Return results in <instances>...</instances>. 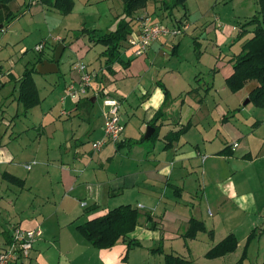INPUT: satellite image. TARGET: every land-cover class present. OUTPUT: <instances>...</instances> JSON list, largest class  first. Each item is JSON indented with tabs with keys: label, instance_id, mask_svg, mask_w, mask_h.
<instances>
[{
	"label": "crops",
	"instance_id": "1",
	"mask_svg": "<svg viewBox=\"0 0 264 264\" xmlns=\"http://www.w3.org/2000/svg\"><path fill=\"white\" fill-rule=\"evenodd\" d=\"M20 1L13 11L20 15L4 32H0V66L4 71L7 67L10 69L8 81L0 86V89L6 86L9 90L5 95V106L2 104V98L0 100V112L5 108L14 113L10 120L3 118V113H0L1 124L7 129L2 130L0 126V243L8 241L12 227L40 230L41 236L34 242L30 257L17 264H133L132 259L136 258L134 255L137 250L144 251L150 246L153 249L160 240L163 246L165 243L181 244L183 252L171 248L167 253L184 258L182 253L192 251V246H195L199 236L203 234L198 233L194 239L184 241L182 236L186 233L190 220L201 222L207 228L203 210L211 216L210 208L217 207L215 209L218 210L229 204L232 209L237 208L233 217L239 213H249L250 210L257 211V201L239 197L237 186L232 182L227 187L223 180L216 182L213 193L219 195L221 200L215 203L209 198V185L206 183L202 186V183L208 169L217 171L216 168H205L210 160L235 161L234 158L237 157L246 160L244 162H255L259 165V158L264 159L263 136L257 138L253 132L250 138L255 142H251L239 128L227 126L229 122L233 123V119L226 116L219 103L215 104V117L212 113L209 114L206 99L214 84L201 86L198 83L197 88H192L175 58L166 61L167 55H159L169 38L158 40L140 57L133 56L125 44L121 59L130 61L127 68L121 63H115L109 72L104 69L105 60L101 55L94 58L92 65H86L88 71L96 74L95 84L87 96L89 105H85L84 99L76 101L66 98L63 105L59 103L50 113L41 111L37 121L31 123L33 113L30 116V112L37 107L23 115L22 106L16 101L17 81L22 73L15 75L12 70L21 62L26 63L25 68L32 67L38 59L50 62L53 55L47 50V38L52 39L53 45L62 44L60 33L67 31L68 23L64 21H69L72 13L62 17L57 11L38 4L25 10L22 9L24 0ZM108 1L110 0H87L86 5L92 7L90 5L94 3ZM156 2L161 4L160 0ZM160 4L156 12L161 19H169L171 28L178 29L187 25V30L189 29L192 21L186 11L184 18L168 17L167 13L160 9ZM107 8L109 15L113 16L111 7ZM156 8L157 6H154V9ZM142 11L134 15L132 32H137L140 21L144 19L140 16ZM122 13L123 7L118 5V13L115 15L117 21L121 19ZM111 25L113 23L104 29ZM210 29L211 27L206 26L205 31ZM215 29V37L224 45L232 34H238V28L235 27L222 30L221 26L215 25ZM33 35H36L37 39L30 46H25L31 42L28 37ZM250 36L251 34H248L245 39ZM91 41L86 35L79 39H74L72 35V42L64 46L74 55H67L63 62V51L59 62L61 67L59 64L57 66L59 81H63V85L58 89V94L62 93L60 98L65 94V86L78 79L75 65L87 56L90 46H97ZM41 42L47 46L39 55L34 52V47ZM14 50L18 51L17 54L13 53ZM29 51L34 54L31 60L27 55ZM234 54L237 53L215 57L209 73L214 81L220 76L225 84V80L232 75L230 60ZM29 65L31 66L28 67ZM37 67L38 65L36 69ZM202 74V70H199L195 82ZM171 76L173 84L180 87L178 92H171L168 83ZM117 82L120 87L116 86ZM101 88L106 90L109 97L120 102L121 118L124 115V132L119 143L123 146L118 148L117 144L106 143L99 151H94L93 143L103 139L105 108L100 105L99 108L95 107L98 99L101 101L104 97ZM163 88L168 92L165 101ZM244 89L235 94L239 96ZM248 94L249 90L245 96L248 97ZM46 99L40 98L41 102ZM6 103H9L8 107ZM52 104L50 101V105ZM244 107L242 105L234 110L232 117L236 112H245ZM79 111H83L86 117L82 123L74 118L75 115L78 116ZM227 112L228 115L230 112ZM224 117L228 119L223 120ZM155 118L157 122L153 128L159 129L157 138L144 140V131L146 132L149 123ZM250 119L254 121L253 129L262 122L259 117L252 116ZM127 122L132 124L131 134L125 132ZM225 122L227 124H224ZM186 124H189L190 128L185 134L177 141H167L168 134L179 131ZM31 129L34 132L30 131ZM213 129L216 131L211 134ZM220 129L223 133L222 145L219 143L218 150L209 152L208 146L213 144V139L218 136ZM86 136L90 137L91 144H86ZM140 139L144 141L133 144ZM233 144H237L235 149L232 148ZM228 147L230 150L226 149ZM202 151L207 153L206 158H203ZM123 153L124 158L132 159L135 170L130 172L123 182H112L114 172L111 170V164L117 159V155ZM252 153L255 154V159ZM232 171L234 172L233 169ZM4 174L21 180L23 185L19 187L5 181L2 178ZM126 191L129 195L127 200H124L125 204H117V200L124 198ZM127 205L137 209L141 215L138 226L127 235V240H133L140 246L128 248L126 240H121L111 249L97 250L78 232L77 226ZM145 214L151 217L152 223L157 227L155 230L148 228ZM210 241L207 247L216 245L215 237Z\"/></svg>",
	"mask_w": 264,
	"mask_h": 264
},
{
	"label": "rangeland",
	"instance_id": "2",
	"mask_svg": "<svg viewBox=\"0 0 264 264\" xmlns=\"http://www.w3.org/2000/svg\"><path fill=\"white\" fill-rule=\"evenodd\" d=\"M92 1L95 0H90V2ZM20 2V0H17L15 4H11V9L15 11L17 5ZM86 2L87 0H76V2L74 3L75 7L73 9V12H71L72 15L68 18L70 20L64 21L65 23H68V27L66 29L67 31L64 33H60L64 40V44L62 45L67 46L68 43L72 42V33L82 28L87 29L89 31H95L96 34L100 35H103L106 32L112 31L116 28L117 19L115 18V15L118 13V5L122 7V3L120 0H110L108 2H102L99 4L94 3L90 5L92 7H88V4L86 5ZM159 4L154 0H149L146 8L140 13V16L146 18L148 21L153 23H159V21H161L160 23L167 26L168 28L178 30L177 28H171L172 26L170 25L169 19L163 18V20L160 18L158 12H156L159 10ZM154 6H157V8L154 9ZM107 7H111L113 16L109 15ZM185 7L187 14L188 16H190V20L192 21V23L189 25V29L186 31L185 34L184 31L181 30V34L169 38V41L167 42L166 46L162 48L159 55H167L166 61H169L174 57L182 73L185 75L187 82L191 84L192 88H197L199 84H201V86L203 84H206L207 86L211 83L214 84V91L212 90V92H210L209 96H207L206 99V106L208 108L209 114L212 113V116L215 117V104L219 103L221 109L225 110L226 116H228L229 119H233V123L229 122V124H227V122H225L224 124H227V126L229 127L239 128L241 132H243L245 137H248L247 139L251 142H255V140H252L253 138H250L252 137L253 132L256 134L257 138H259V136H263L264 138V109L256 108L252 103L245 104L246 101H248V97H246L245 95H247V92L251 87V83L253 82H250L241 92V94L237 96V94H232L228 90H224L227 88L225 87V84L223 83V80L220 76H217V79H215L216 81H214L212 75H209L215 57L228 53H237L240 49L241 42L246 38V36H248L247 34L241 40H238L237 32H235L234 34H232V37L230 39H227V42H225L224 45L220 43L219 40L215 37V25L221 26L222 30H226V27L239 28L240 25L249 21L257 13L258 8L256 5V1L187 0ZM183 15L184 10L181 7H176L171 11V16L175 17L176 19L182 18ZM80 23L81 25H79ZM112 23L113 25L104 29L107 25L109 26ZM206 26L211 27L210 31H208L209 33L205 31ZM28 38L29 40L31 39V42L25 45L27 47L30 46L34 42V40L37 39L36 35H33L32 37ZM42 38H44V36H42ZM29 40L26 41L28 42ZM47 41L49 42L47 50H49V52L51 53L55 45L51 43L53 42L51 38H47ZM59 44L60 43H58V45ZM86 44H88V41L86 42ZM90 47L91 49L87 53V56L80 61V63L84 64L85 66L90 63V65H92L94 58L99 57L101 51L103 50V47L100 45ZM173 49H175V51H173ZM14 52H16L15 54H17L18 51L14 50L13 53ZM27 55H29V60L34 57V54L31 51H29ZM63 55L64 58L62 59V61L64 62L67 55L74 54H71L68 48L66 47ZM25 65L26 63L24 64L23 62H21L20 65H17V67L12 70L13 73L15 75H20V73H23ZM30 66L31 65H29L28 67ZM9 70L10 69L8 67L5 68V71L2 69L3 77L1 83L8 81ZM199 70H202L203 74L200 79L195 82V76L198 75ZM59 75L60 73L34 75L36 87L41 100L45 97L47 99L43 100L37 106V108L30 112V116L33 113L32 118L30 120L31 123L37 121L38 115L41 111L50 113L51 110H53L52 108L57 107L60 103L59 98L62 93L59 95L58 89L63 85V81H59ZM172 79V76L170 80L168 78V83H170L171 92H178L177 89H179L180 87L173 84ZM115 84L117 87H120V83L117 82ZM8 92L9 90L6 86H3L0 89V100L2 98V104H4L6 100L5 95ZM201 94L203 97V90ZM50 101H52V105H50ZM101 102L102 100L100 101L98 99V102L95 107L99 108L100 105L102 108L103 106ZM242 105L245 106V112H234L235 114L232 117L233 111L238 109ZM8 106L9 103H6V107ZM2 110L4 112L2 111L0 113H3V118L10 120L14 116V113H10L5 108H2ZM228 110L230 113L227 115ZM123 116L124 115H122V119H124ZM252 116L259 117L262 121L260 124L256 125L254 129L252 128L254 121L250 119ZM74 118L76 119L75 121L82 123L85 121L86 117L83 111H79L78 116L75 115ZM1 121L2 119L0 118L1 129L5 130L6 127L1 124ZM24 124L27 125L28 122H24ZM131 128L132 124L127 122V127L125 130L126 134H131ZM30 131L34 132L33 129H31ZM215 131L216 130L213 129L211 134ZM222 136L223 133L220 129L218 136L214 137L213 139V144L211 146H208L209 152H214V150H218L220 148L219 143L222 145ZM89 138V136H86V144L88 142H90L91 144L92 141ZM206 155L207 153L205 151H202V156H204L203 158H206ZM124 156V153L121 155H117V159L113 160L111 164V170L112 172H114L113 180H111L112 182H117L118 180L123 182L124 179L128 177V174L135 170L132 159H126L124 158ZM252 156L253 159H255L254 153H252ZM234 159L235 161H224L216 159L207 162L205 168H216L217 171L208 169V172L206 173V176L203 179L202 186H205L206 183L209 185L208 190L211 191L209 198L215 203L216 201L221 200V197L219 195L213 193L214 185L216 184V182H221V180H223L222 182L225 187H227V185L232 182L237 186L236 189L238 191L237 194L239 195V197L243 196V200L247 199L257 201V211L253 212L250 210L249 213H239L238 215L236 214V217H233L235 216L237 208L234 207V209H232V206L229 204H225L224 206H222V208H218V210L215 209L217 207H215L214 209L209 207L211 209V216H209V214H207V212L203 210L204 219L206 221L207 226V228H205L208 232H213V237H215L214 244L217 245L232 234L233 236H235L238 245L236 251L232 254L217 258H207L206 255L216 245L207 247L211 241L208 238V235L206 233H203L199 236L197 242L195 243V246H192V251L188 253H182L184 258L189 260L191 264H237L241 258V254L248 238H251V240L246 249V259L243 264H264V159L259 158V165H256L255 162H244L246 160H242L241 158L237 157H235ZM232 169L234 170V172L232 171ZM228 179L229 182H227ZM204 194L206 198V192ZM128 195L129 193L126 191L123 199L120 198L121 195L118 196V198L120 199L117 200V204H125L126 201L124 200H127L126 197ZM205 198L203 199L205 200ZM131 204L134 205L133 203ZM253 232H255V235L252 234ZM184 241L186 240L184 239ZM154 247L155 248L151 249L152 247L150 246L149 248H147L148 250L145 248L144 251L137 250L136 254L134 255L136 256V258L133 257L132 263L164 264L163 254H159L156 251H153L154 249H158L162 251V253L170 252L171 248H174V250L178 252H183L184 250L182 249V245H178L177 243H165V246H163L162 240L159 241V244L156 243Z\"/></svg>",
	"mask_w": 264,
	"mask_h": 264
},
{
	"label": "trees",
	"instance_id": "3",
	"mask_svg": "<svg viewBox=\"0 0 264 264\" xmlns=\"http://www.w3.org/2000/svg\"><path fill=\"white\" fill-rule=\"evenodd\" d=\"M15 1L16 0H0V32H4L5 28L20 15V13L13 12L11 9V4L15 3ZM120 1L122 2L123 13L121 19L117 21V26L114 30L97 36L95 31H89L87 29H81L80 31H74L72 33L74 39H79L86 35L89 38V41L93 38V41L91 42L104 48L100 55L105 60L104 69L109 72L111 71L112 65L115 63H121L124 68H127L129 65L130 61H124L121 59L122 51L128 37L134 30V15L136 12L144 10L149 0ZM154 1L156 2L157 0ZM255 1L258 8L257 13L249 21L239 26L237 34L238 40H241L247 34H251V36L243 41L237 54L232 56L230 63L233 72L232 75L225 80V86L230 93L235 94L245 88L250 82H253L251 83L253 86L249 89L248 103H252L256 108L264 109V0ZM160 2V9L164 13H167L168 17L171 16V11L176 7H181L184 10L183 18L186 16L185 4L187 0H160ZM34 4L51 8L62 16L69 15L74 8V0H24L22 9L28 10L29 7ZM63 41L64 40L62 39L60 42L64 44ZM56 46H58V44L52 49V55L54 54ZM65 48L66 47H64V51ZM42 52H40L39 55ZM49 61H53V56ZM41 63L42 60L38 59L32 67L25 68L20 79L17 81L16 101L22 106L23 115L37 107L41 102L39 92L33 79L34 74H39L36 66ZM163 94L165 101L167 100L168 92L164 88ZM84 100H86L85 105H89V98L86 97ZM227 119L228 117H224L223 120ZM156 122L157 119L155 118L149 123V125L154 127ZM189 128L190 125L186 124L179 131L168 134L166 136L167 141L170 143L177 141L188 131ZM158 132L159 129L156 127L155 132L148 140L156 139ZM143 141V139H140L133 142V144H138ZM127 145L129 146L130 143L128 142ZM117 146L119 148L123 146V144L119 143ZM226 149L230 150L229 147ZM2 178L16 186L20 187L23 185L21 180L10 175L4 174L2 175ZM140 217L141 215L137 209H133L129 205L120 206L110 210L102 217L95 218L77 226V230L86 241L97 250L111 249L121 240H126L128 248L131 246H140L139 243L133 240H127V235L132 233L138 226V220ZM144 218L147 224H149L148 228L150 230H155L157 228L156 225L152 223V219L149 215L145 214ZM198 233H206L209 239H213V232H208L203 223L195 220H190L188 229L182 237L185 240H191L194 239ZM252 234L255 235V232ZM250 240L251 238L247 239L241 258L237 264H243L245 261L246 249ZM237 245L238 243L235 236L231 234L211 249L206 257L217 258L232 254L236 251ZM155 251L159 254H163L164 264H191L190 261L178 255L162 253V251L158 249Z\"/></svg>",
	"mask_w": 264,
	"mask_h": 264
},
{
	"label": "built area",
	"instance_id": "4",
	"mask_svg": "<svg viewBox=\"0 0 264 264\" xmlns=\"http://www.w3.org/2000/svg\"><path fill=\"white\" fill-rule=\"evenodd\" d=\"M187 30V25L182 28L170 29L161 23H153L146 18L140 21L137 32H132L126 45L135 57L144 55L152 44L163 38L175 37ZM46 43L41 42L35 46L34 51L40 53L45 49ZM75 71L78 73L76 82H70L65 86V94L60 98L61 105L66 98L82 100L88 96V92L95 84L96 74L88 71L83 64H76ZM2 69L0 66V85L2 82ZM103 94L102 106L105 108L103 121V139L93 143V150L99 151L106 143L118 144L124 132V122L120 114V102L107 95L106 90L101 88ZM233 144L232 148H236ZM28 168V167H27ZM29 169V168H28ZM8 241L0 243V264H17L27 260L32 252L33 244L41 236L40 230H23L12 227Z\"/></svg>",
	"mask_w": 264,
	"mask_h": 264
},
{
	"label": "water",
	"instance_id": "5",
	"mask_svg": "<svg viewBox=\"0 0 264 264\" xmlns=\"http://www.w3.org/2000/svg\"><path fill=\"white\" fill-rule=\"evenodd\" d=\"M63 51H64V45L59 44L54 50L53 61L52 62L43 61L40 65H38L37 71L39 75L57 74L58 72L57 64L62 56ZM245 104H248V101H246ZM154 132L155 129L151 126H148L146 128L144 140H148Z\"/></svg>",
	"mask_w": 264,
	"mask_h": 264
}]
</instances>
